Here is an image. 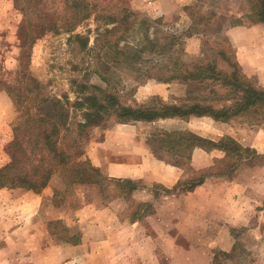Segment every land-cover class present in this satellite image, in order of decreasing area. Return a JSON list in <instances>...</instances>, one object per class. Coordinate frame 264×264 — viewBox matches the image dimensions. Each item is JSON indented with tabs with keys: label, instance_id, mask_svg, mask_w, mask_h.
I'll list each match as a JSON object with an SVG mask.
<instances>
[{
	"label": "rangeland",
	"instance_id": "rangeland-1",
	"mask_svg": "<svg viewBox=\"0 0 264 264\" xmlns=\"http://www.w3.org/2000/svg\"><path fill=\"white\" fill-rule=\"evenodd\" d=\"M90 1L97 3L103 9L95 8L91 17L73 32L88 35L90 37L89 46L95 45V39L104 27L113 26L112 24L106 25V19L104 20L102 15L114 13L118 8L129 7L141 18L154 22L149 31L152 37L155 36V29H161L165 35L170 36L168 40L175 44L174 52L175 49L178 50L188 70H193L199 62L206 63L217 56L218 69L230 71V64L219 52L225 51L226 56L232 58L233 61V58H236L237 43L240 41L246 44L242 45L246 48L243 52L244 62H264L263 57L260 56L264 52V34L259 32V29L253 39H251V34L246 35L245 31L229 33V26L239 24V20L249 23L245 15L237 16L248 12L249 0H242L241 3L239 0H194L185 7L184 11L172 18H164L151 12L148 0ZM24 22V14L20 8L15 6L14 0H0V81L18 86L21 90L25 86L32 88L34 82L28 80V76L26 77L30 64L33 74L40 80L47 81H44V91L64 101L70 117L69 122L75 128V124L83 118L81 110L71 104L78 100V88H80L74 79L103 87L108 86L98 74V72H103L96 58L98 51L81 52L77 43L74 51L68 44V38L72 33H61L39 37L32 47L30 56H24L22 55L23 40L19 34L20 26ZM162 32L157 36L161 42H164L165 37ZM135 36L137 35L134 34L130 41L137 39ZM250 41L255 44L252 45L253 49L247 47ZM101 45L102 42L99 43V46ZM176 56V52L172 53L167 60ZM146 57H153L158 65L164 64L163 60L161 61L162 53H148ZM74 63L79 64L81 69L72 68ZM156 69H159L154 73L156 77L173 74L171 70L167 71L161 67ZM241 69L244 72L242 66ZM116 71L117 75L111 78L112 84L109 85V89L118 94L122 104L131 106L145 105L152 100L188 103L200 100L212 88L220 94H224L228 89L221 87L218 81L214 82L212 79L204 83L193 80L183 82L179 80L180 78L163 82L155 78L143 79L137 72L127 70L122 66ZM244 73L255 84L264 87V81H261L260 76ZM212 83L217 85H212ZM167 84L170 86L166 88ZM167 90L169 94L166 97ZM21 97H25L23 91ZM67 99L70 102H67ZM17 101H19L18 96L13 97L2 89L0 84V162L3 159L6 163L10 161L9 148L14 139L13 129L22 120L23 113L30 104L29 102L19 104ZM191 117L133 123L138 124V140L149 149L154 158L160 160H172L173 157L160 150L159 145L154 142L152 135L159 129L193 130L214 138L231 136L242 145L252 147L260 156L252 162L247 161L241 164L231 178L241 183L246 180L243 179L246 175H254L256 184L259 182V185L255 187L256 197L264 198V124L251 126L248 123L236 121L220 128L214 125L212 117L198 121L190 119ZM118 124L121 122L115 116H106L103 121L88 128L85 137L79 140L80 142L78 141L77 150L82 153L83 158H89L91 163L100 168L102 172L99 162L91 155L104 145ZM210 156L214 159L208 167L220 158V154L215 151ZM190 167L182 179L186 180L188 176L198 174L200 169L191 163ZM210 178L211 176L207 179L210 180ZM138 184L143 187L142 191L133 192L129 196H117L114 191L102 194L95 184L68 187L62 177L55 174L46 187L42 206L35 216L28 214L22 217L19 213L22 208L12 202L15 198L4 206L0 204V259H11L10 255L1 252V250L7 251L5 248H8L13 252L12 264L14 262L16 264H141V262L149 263L151 259L155 260L156 264H180L171 253L161 250L163 244L166 243V236L164 238H154L155 236L150 234L145 236L144 228L151 229L154 220H146L142 227L139 225L126 230L122 237L112 241L110 251L101 245L104 240H108L110 234L124 227H130L129 225L151 214H155L159 224L165 229L175 225L172 224L167 212L156 211L154 193L157 184L147 185L142 181ZM10 191L18 199H24L26 194L35 197L44 194V190L40 193L20 188L10 189ZM144 202H150V206L142 208L141 205ZM263 202L249 209V217L243 224L229 226L228 231L233 243L231 250L217 249L211 252L210 257L207 252H192V260H200L203 263L205 259L210 264H264ZM8 209L9 211H6ZM141 214L144 215L142 218L139 217ZM54 217L61 218L51 220ZM21 224H23L22 229L25 234L17 232ZM212 224L214 225V222ZM212 224L211 228L194 229L195 232L201 231L195 234V243H205L203 244L205 247L214 246L215 232L213 231L216 227ZM74 237H79L78 244L73 243L76 239ZM154 243L158 247L157 257L154 254L149 256V251H147ZM92 244L96 247L89 248L95 249L93 251L95 254L90 250L89 252L80 250V246L77 248V245L86 247ZM139 244L140 246H136Z\"/></svg>",
	"mask_w": 264,
	"mask_h": 264
},
{
	"label": "trees",
	"instance_id": "trees-1",
	"mask_svg": "<svg viewBox=\"0 0 264 264\" xmlns=\"http://www.w3.org/2000/svg\"><path fill=\"white\" fill-rule=\"evenodd\" d=\"M249 1V10L245 15L247 21L264 23V0ZM14 4L23 12L25 19L19 29L23 40L22 55L30 56L32 47L39 37L72 33L68 38L72 50L75 51L74 46L77 43L81 52L98 51L96 58L103 71L98 74L108 86L74 79L80 88L78 100L71 104L81 110L83 120L78 121L73 128L64 101L44 91L45 80L42 81L33 74L30 64L26 77L34 82L32 88L25 86L21 90L18 86L0 81L2 89L13 97L18 96L19 104L30 103L25 112L23 109L22 120L13 129L14 139L9 148L11 159L0 167V189L20 188L40 193L49 185L52 177L59 174L68 187L95 184L102 194L114 191L117 196H129L133 192L142 191L143 187L138 181L104 174L77 150L78 141L85 137L88 128L103 121L106 116H115L121 123L209 116L220 122L236 120L249 125L264 124V87L255 84L242 71L236 53V58L232 61V58L226 56L225 51L219 52L230 64V71L218 69L217 56L206 63L199 62L193 70H188L177 49H175L177 56L167 60L172 53L175 54V44L168 40L170 36L165 35L161 29H155V36L152 37L149 31L154 22L141 18L129 7L118 8L114 13L102 15L104 20L106 19V25L113 26L104 27L96 37L95 45L89 46L88 35L73 32L91 17L95 8L103 9L97 3L90 0H14ZM242 23L244 21L239 20V24ZM160 32L165 37L164 42L157 36ZM134 34L137 35L135 36L137 39L130 41ZM101 42L102 45L99 46ZM148 53H162L161 61L163 60L164 64H156L153 57H146ZM121 66L137 72L143 79L155 78L166 82L180 78L179 80L183 82L193 80L199 83L212 79L214 82L218 81L221 87L228 89L224 94H220L212 88L200 100L188 103L152 100L140 106L125 105L120 102L118 94L109 89V85L112 84L111 78L116 77V70H120ZM160 67L167 71L171 70L173 74L156 77L154 73L159 70L156 68ZM72 68L81 69L80 65L75 63L72 64ZM22 91L25 97H21ZM67 102L70 101L67 99ZM152 136L159 149L173 157L172 160L165 158L166 161L183 167L185 171L191 168L190 162L196 148L208 152L212 150L223 152V156L216 159L211 167L198 170L197 175H190L186 180L180 179L173 189L157 184L155 198L177 190L191 191L204 183L209 176L231 178L241 164L252 162L260 156L255 149L242 145L231 136L214 138L193 130L175 129H159ZM147 205L150 206V202H144L141 206L147 208ZM143 216L139 215L140 218ZM74 238L76 239L72 242L78 244L79 237Z\"/></svg>",
	"mask_w": 264,
	"mask_h": 264
},
{
	"label": "crops",
	"instance_id": "crops-1",
	"mask_svg": "<svg viewBox=\"0 0 264 264\" xmlns=\"http://www.w3.org/2000/svg\"><path fill=\"white\" fill-rule=\"evenodd\" d=\"M193 1L194 0H148V6L151 12L157 13L164 18H172L174 15L184 11L186 9L185 7L190 5ZM239 1L241 3L242 0ZM246 14L247 11L237 16ZM229 28V33L245 31L246 35L251 34V39L255 38L258 29L259 32L264 34V23H247L244 20V23L231 25ZM242 45L246 44L241 41L237 43L236 55L244 72L247 74H257V76L262 78L261 81H264V62H244L245 56L243 52L246 48ZM252 45L255 44L250 41L247 47L252 48ZM260 56L263 57L264 60V52ZM168 86H170V84H167L166 88ZM168 94L169 90H167L166 97ZM204 118L207 119L210 117L194 116L190 119L198 121ZM213 122L215 126L224 128V126H229L233 122H236V120L231 122H220L213 119ZM215 151L220 154V157L223 156V152L219 150L208 152L204 149L196 148L192 154L190 163L197 169L208 167L212 164V160L214 159L210 154ZM91 156L99 162V166H101L103 172L110 177L133 179L138 182L142 181L147 185L159 184L168 189H173L178 184L179 180L184 178L186 174L183 167L172 164L166 160L154 158L151 155L149 149L138 140V124L136 123L118 124L104 145L99 147L95 152H92ZM5 164L6 161L3 159V161L0 162V167ZM243 179L246 180L244 181ZM243 179L244 182L237 183L233 178L215 175L211 176L210 180L206 179L204 183L196 186L191 191L180 192L177 190L168 195L156 198L154 202L156 211H165L168 213L172 224H175L172 228H163L162 225L159 224L155 214H151L129 225L130 227H124L110 234L108 240H104L101 245L104 249H109L110 251L112 249V241L118 237H122L126 230L139 225L142 227V224L146 220H154V225L151 224V229L144 228V234L145 236L149 234L153 235L155 236L154 238H164V236H166V243L163 244L162 251L171 253L180 264H210L205 259L203 263H201L200 260H192L191 253L198 251L207 252L209 253L208 257H210L211 252L217 249L226 251L229 249L231 250L233 243L230 232L228 231L229 226H236L240 223L243 224L246 218L249 217V209L264 201V198L259 199L256 197L255 187L259 185V182L256 184L254 175L248 174ZM46 190L47 188L44 189V194L36 197L26 194V199H18L12 194L10 189L1 188L0 204L4 206L11 202L12 198H15L12 202L20 205L22 209L19 213L22 214V217L28 214H34L35 216L40 211ZM6 211H9V209ZM58 218L61 217H54L51 218V220ZM213 222L215 226L212 224ZM211 224L213 227H216L213 231L215 232L214 246L205 247L203 245L205 243H195V234H199L201 231L198 230L195 232L194 229L211 228ZM22 225L23 224L20 225L17 232L25 234ZM136 246H140V244ZM78 247L80 250H86L88 252L90 250L94 253L93 251L95 249H90L89 247L94 248L96 245H86V247L77 245V248ZM5 249L7 251L1 250V252L7 253V255H10V258L14 260L12 256L13 252L8 248ZM135 249L137 250V247H135ZM147 251H149V256H153L152 254H154L157 257L156 253L158 247L156 243H154L150 249H147ZM11 259L2 258L0 259V264H12ZM173 261L172 259V262ZM13 264H16V262ZM141 264L156 263L155 260L151 259L149 263L141 262Z\"/></svg>",
	"mask_w": 264,
	"mask_h": 264
}]
</instances>
